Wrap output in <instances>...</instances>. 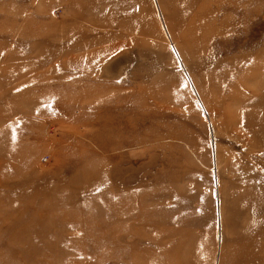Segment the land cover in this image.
Masks as SVG:
<instances>
[{
	"label": "rangeland",
	"instance_id": "1",
	"mask_svg": "<svg viewBox=\"0 0 264 264\" xmlns=\"http://www.w3.org/2000/svg\"><path fill=\"white\" fill-rule=\"evenodd\" d=\"M263 59L264 0H0V264H264Z\"/></svg>",
	"mask_w": 264,
	"mask_h": 264
},
{
	"label": "bare ground",
	"instance_id": "2",
	"mask_svg": "<svg viewBox=\"0 0 264 264\" xmlns=\"http://www.w3.org/2000/svg\"><path fill=\"white\" fill-rule=\"evenodd\" d=\"M263 61H264V59H263ZM263 61H262V62H263ZM263 65H264V64H259V63L257 64V62L254 63L253 61H250V62L248 61L247 65H246V69H248V70H253L255 67H258V68H259V67H262V68H263ZM262 70H263V69H262ZM260 71H261V70H260ZM252 76H253V78H255V75H252Z\"/></svg>",
	"mask_w": 264,
	"mask_h": 264
}]
</instances>
